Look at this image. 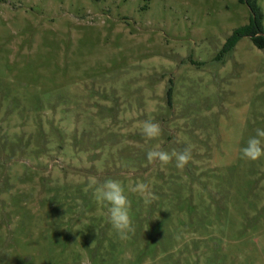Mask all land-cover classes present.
Masks as SVG:
<instances>
[{
    "label": "rangeland",
    "instance_id": "374dc122",
    "mask_svg": "<svg viewBox=\"0 0 264 264\" xmlns=\"http://www.w3.org/2000/svg\"><path fill=\"white\" fill-rule=\"evenodd\" d=\"M249 14L240 0H0V264H264V156L240 153L264 128V47L242 36L222 52ZM185 149L183 168L146 156ZM108 178L145 185L128 193L127 239L89 187Z\"/></svg>",
    "mask_w": 264,
    "mask_h": 264
},
{
    "label": "clouds",
    "instance_id": "9594fccd",
    "mask_svg": "<svg viewBox=\"0 0 264 264\" xmlns=\"http://www.w3.org/2000/svg\"><path fill=\"white\" fill-rule=\"evenodd\" d=\"M142 132L145 137L154 138L159 135L160 129L155 123L145 122ZM240 153L241 158L249 160L264 156V128L255 129V135L248 138L245 146L240 148ZM146 156L149 161L159 160L162 164L168 163L174 156L177 168H183L189 159L187 149L183 152L173 151L171 154L162 150H149ZM89 187L92 189L95 200L104 207L106 219L111 228L120 239H127L129 234L135 232V225L130 215L131 201L128 193L143 192L145 185L137 183L126 189L121 181L108 178L103 182L92 180ZM149 220L143 226L144 232L149 228Z\"/></svg>",
    "mask_w": 264,
    "mask_h": 264
},
{
    "label": "trees",
    "instance_id": "16d2710c",
    "mask_svg": "<svg viewBox=\"0 0 264 264\" xmlns=\"http://www.w3.org/2000/svg\"><path fill=\"white\" fill-rule=\"evenodd\" d=\"M243 1L249 8L248 22L242 26L237 27L227 37L222 52L232 49L236 41L242 36H248L251 41L259 48L264 47V32L261 26L263 12L255 0H240Z\"/></svg>",
    "mask_w": 264,
    "mask_h": 264
}]
</instances>
